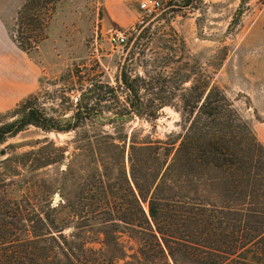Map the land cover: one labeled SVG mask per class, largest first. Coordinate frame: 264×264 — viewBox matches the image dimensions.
<instances>
[{"label": "rangeland", "instance_id": "374dc122", "mask_svg": "<svg viewBox=\"0 0 264 264\" xmlns=\"http://www.w3.org/2000/svg\"><path fill=\"white\" fill-rule=\"evenodd\" d=\"M26 1L0 0V16L12 31L18 29L14 18ZM104 2L36 0L31 5L30 19L18 34L38 67L32 94L59 117H69L79 89L88 81L98 77L119 87L127 70L155 88L153 95H146L145 89L140 93L145 104L154 107L144 117L104 126L103 131L124 141L123 159L108 145L98 148L87 140L76 142L75 133L46 134L31 128L9 139L0 145V185H9L11 198L25 197L38 208L43 200L54 207L69 201L79 211H87L91 202L97 203L95 196L106 193L110 201L126 208L122 215L129 223H120L121 239L132 255L139 244L128 220L133 212L130 187L138 195L131 145L162 142L163 148L175 151L196 116L184 110L183 101L196 103L197 94L185 90L196 87L200 93L206 90V96L213 88L221 89L258 138L256 125L264 121V0H197L188 7L183 0H162L163 12L145 19L136 0H124L115 10ZM115 18L125 19L126 25ZM111 31H123L128 44L113 46ZM120 95L122 104L124 93ZM160 105L164 106L158 109ZM95 131L101 129L86 130ZM140 159L139 176L157 167L156 160L146 162L144 155ZM62 216L67 217V212Z\"/></svg>", "mask_w": 264, "mask_h": 264}, {"label": "trees", "instance_id": "16d2710c", "mask_svg": "<svg viewBox=\"0 0 264 264\" xmlns=\"http://www.w3.org/2000/svg\"><path fill=\"white\" fill-rule=\"evenodd\" d=\"M35 1L27 0L17 13V31L8 28L24 52L18 32L29 21ZM196 1L183 0L186 7ZM84 86L69 117H59L34 94L0 113V145L37 128L46 134L75 133L76 142L108 145L123 159L124 141L103 128L132 116L144 117L154 106L145 104L141 90L149 95L155 88L127 70L119 87L98 77ZM185 91L197 94L196 103L183 101L184 110L196 116L175 151L163 148L162 142L131 145L138 192L130 187L128 200L133 207L128 220L139 244L134 254L128 255L121 239L120 223H129L122 215L126 208L106 193L95 196L97 203L91 202L87 211L69 201L54 207L43 200L38 208L25 197L11 198L9 185L1 184L0 264H171L170 258L173 264H264V145L224 91L213 88L206 96V90L200 93L196 87ZM96 128L101 131L86 132ZM142 155L146 162L158 163L155 170L139 176L136 168L143 163ZM92 183L97 188L98 183ZM65 212L67 217H60ZM68 229L72 232L65 234Z\"/></svg>", "mask_w": 264, "mask_h": 264}, {"label": "crops", "instance_id": "0c3cea01", "mask_svg": "<svg viewBox=\"0 0 264 264\" xmlns=\"http://www.w3.org/2000/svg\"><path fill=\"white\" fill-rule=\"evenodd\" d=\"M124 0H105L104 4L115 10ZM116 22L126 25L123 18ZM38 83V67L28 54L14 43L7 25L0 16V113L9 111L34 91ZM256 133L264 144V121L256 125Z\"/></svg>", "mask_w": 264, "mask_h": 264}, {"label": "built area", "instance_id": "2783aa9c", "mask_svg": "<svg viewBox=\"0 0 264 264\" xmlns=\"http://www.w3.org/2000/svg\"><path fill=\"white\" fill-rule=\"evenodd\" d=\"M140 6L143 18H150L161 14L164 10L162 0H136ZM143 22V20H142ZM110 42L115 47H124L128 44V37L123 31H111Z\"/></svg>", "mask_w": 264, "mask_h": 264}, {"label": "water", "instance_id": "95a60500", "mask_svg": "<svg viewBox=\"0 0 264 264\" xmlns=\"http://www.w3.org/2000/svg\"><path fill=\"white\" fill-rule=\"evenodd\" d=\"M147 214H148V216H149V211H147Z\"/></svg>", "mask_w": 264, "mask_h": 264}]
</instances>
